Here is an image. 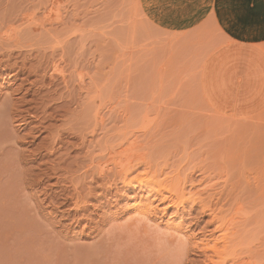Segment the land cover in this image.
<instances>
[{
	"label": "rangeland",
	"instance_id": "1",
	"mask_svg": "<svg viewBox=\"0 0 264 264\" xmlns=\"http://www.w3.org/2000/svg\"><path fill=\"white\" fill-rule=\"evenodd\" d=\"M5 49L0 264H211L195 199L264 152V0H0ZM263 198L226 264H264Z\"/></svg>",
	"mask_w": 264,
	"mask_h": 264
},
{
	"label": "bare ground",
	"instance_id": "2",
	"mask_svg": "<svg viewBox=\"0 0 264 264\" xmlns=\"http://www.w3.org/2000/svg\"><path fill=\"white\" fill-rule=\"evenodd\" d=\"M10 53L11 52H7V50L5 49V52L0 53V55L8 56V58H9L11 56ZM2 61L3 60H0V62H2ZM232 153H234V154L231 155L232 158L230 160H232V159L236 160L238 158L239 159L244 158L243 162H246L245 160L247 159V156L249 155V152H232ZM259 153H261V152H259ZM259 153H257V154H259ZM255 154H253V155L255 157H257ZM258 156H261L260 158L257 157L258 159H260V160H258V161H260V163H258V161H257L259 166L254 165L256 167V168L254 167L255 170H253L254 168H251L252 171L244 172L243 174H241V177L239 179H237L236 177L234 178V180L232 179L233 182L230 181L232 183L227 185V187H230V189H228L227 187L221 188L220 190L217 189L218 191H216V189L215 190L213 189L214 191L212 190L211 193H206L207 191L206 192L204 191V193H200L198 195V197L195 199V206H197V208L201 209L202 214L210 217V220L208 221V225L214 226L212 234L209 237L202 240V244L204 246H210V244L212 243L210 248L214 251V254L208 255V253H206V256H209L211 264H226L225 261H226L227 257L232 255L235 252V249L237 246H239L240 242L242 243V238L244 237L242 235V230L244 229V227L247 226L249 223H250V225H248L249 229H251V228L256 229L261 225L260 222L254 221L256 219L249 217L250 215L249 216L243 215V217H246V218L242 217L243 219L242 218L238 219L237 216L232 215V213L234 212V209L241 208L240 204L242 202H243V204H241V205L243 207H246V205L248 204L254 208L255 205L253 203H254L255 199L257 197L258 198L264 197V152ZM255 157H253V158H255ZM247 160H248L247 161L248 163H251L252 161L254 163V160L252 158H250L251 162L249 161V158ZM236 161L238 162V160H236ZM138 163L141 166L144 165L143 161H140ZM239 163H242V162H239ZM148 164H149V168H150L151 163L148 162ZM243 167H245V166H243ZM245 171H246V169H245ZM231 172H232V169H231ZM232 176H233V174H232ZM232 176H230V178ZM187 178L185 176V179H182V180H187ZM169 179H170V177H169ZM170 180H172V179H170ZM173 181H174V183L172 184L173 188H175L176 185H180L182 182L179 179V177L178 178L176 177V180H173ZM155 184L160 185L156 179H151L150 177L146 178L140 182V191L146 192V195H147L146 198L143 197V198H145L144 200L142 198L140 199V201H139L140 205L138 204L139 206L137 207L138 215H140V216L144 215L143 218L145 217V215L149 214L150 209H151L150 207H151V205H153L152 204L153 202H152V200H150V197L153 196L152 192L156 191L154 188ZM206 188H208V187H206ZM205 190H207V189H205ZM156 192L160 195L157 199H159L161 202H165L166 200L170 199L169 201L171 202V204H173V196H172L173 192L172 191H169V192H171L170 196L165 195L163 190H157ZM244 193L247 194L248 197H246L245 200L243 199L244 201H240L242 198V194H244ZM140 197H142V196H140ZM256 201H257V199H256ZM174 203H176V202H174ZM261 203L264 204V200H262ZM244 204H245V206H244ZM248 205H247V207L251 208ZM256 209H258V210H256L257 212L260 211L259 207ZM252 211H254V210H252ZM260 212H263V210L261 209ZM251 214H252V212H251ZM257 215L259 216V214H257ZM263 216H264V214H263ZM263 216L259 217V219L262 220V218H264ZM253 221L257 222V224L259 223V225H257V226L252 225L251 222H253ZM250 226H251V228H250ZM260 227H262V226H260ZM244 235H245V231H244ZM252 236H253V234H252ZM246 237H250V236L247 235ZM249 251H250V249H249ZM248 253H250V252H248ZM251 253H252V251H251ZM259 258H260V256H259ZM235 260H237V259H235Z\"/></svg>",
	"mask_w": 264,
	"mask_h": 264
},
{
	"label": "crops",
	"instance_id": "3",
	"mask_svg": "<svg viewBox=\"0 0 264 264\" xmlns=\"http://www.w3.org/2000/svg\"><path fill=\"white\" fill-rule=\"evenodd\" d=\"M238 44H241L243 46H246V47H255V46H259V43H256L254 41H251V40H238L237 41ZM243 65V62H241V66Z\"/></svg>",
	"mask_w": 264,
	"mask_h": 264
}]
</instances>
